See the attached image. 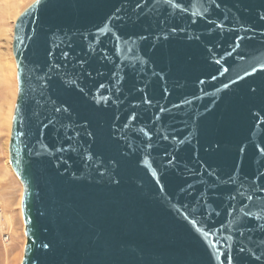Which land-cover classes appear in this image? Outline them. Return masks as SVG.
Here are the masks:
<instances>
[{
  "label": "water",
  "instance_id": "1",
  "mask_svg": "<svg viewBox=\"0 0 264 264\" xmlns=\"http://www.w3.org/2000/svg\"><path fill=\"white\" fill-rule=\"evenodd\" d=\"M12 54L20 264H264V0H35Z\"/></svg>",
  "mask_w": 264,
  "mask_h": 264
},
{
  "label": "rangeland",
  "instance_id": "2",
  "mask_svg": "<svg viewBox=\"0 0 264 264\" xmlns=\"http://www.w3.org/2000/svg\"><path fill=\"white\" fill-rule=\"evenodd\" d=\"M33 1L35 0H12L11 2L16 7V16L18 17V15L22 13ZM8 2L7 0H0V35L3 31H9V34L12 33L13 36L14 23L13 20L10 19V16H7L6 13V7L9 4ZM0 56L4 57L5 60H10L12 56V42L1 37ZM14 69L15 74L13 75L12 81H2L1 79L3 78L2 76L0 77V206L3 214V218L0 222V264H20L25 245L24 226L20 212L22 187L12 172L8 162V142L12 117L11 119L10 116L7 117V121L4 106L8 98L11 97L10 94L13 93V95L15 94L12 100L14 109L17 95L15 66ZM3 119H5L8 123H4ZM7 218H9L10 221L9 229L7 228ZM3 236L6 237L5 241L2 240Z\"/></svg>",
  "mask_w": 264,
  "mask_h": 264
},
{
  "label": "bare ground",
  "instance_id": "3",
  "mask_svg": "<svg viewBox=\"0 0 264 264\" xmlns=\"http://www.w3.org/2000/svg\"><path fill=\"white\" fill-rule=\"evenodd\" d=\"M9 0H7V2H8ZM12 1V0H11ZM11 1H9L8 3V6L6 7V13H7V16H10V19H12L13 20V23H15V21H16V13H15V5L11 2ZM14 27V26H13ZM0 37L1 38H5L7 41H10V42H12L13 40H12V38H13V36H12V33H10L9 34V31H3V32H1V35H0ZM12 56H13V54H12ZM12 56H11V59L9 60H5V58L4 57H1L0 56V77L2 76V78L3 79H1L2 81L3 80H5V81H12L13 80V75L15 74V69H14V57L12 58ZM16 67V66H15ZM0 80V81H1ZM14 82V81H13ZM15 89V88H14ZM15 95V94H14ZM13 93H11L10 94V98H8V100L6 101V103L4 104V106H5V110H6V119H7V117H9L10 116V119H11V117L13 116L12 115V110H13V103H12V100H13ZM4 111V110H3ZM12 115V116H11ZM4 120V123H8L7 121H8V119H7V121L5 120V119H3ZM12 121V120H11ZM11 128V127H10ZM21 185V184H20ZM21 201V200H20ZM3 218V214H2V212H1V209H0V222H1V219ZM7 221H8V226H7V228L9 229L10 228V221H9V218H7ZM8 238V237H7Z\"/></svg>",
  "mask_w": 264,
  "mask_h": 264
},
{
  "label": "built area",
  "instance_id": "4",
  "mask_svg": "<svg viewBox=\"0 0 264 264\" xmlns=\"http://www.w3.org/2000/svg\"><path fill=\"white\" fill-rule=\"evenodd\" d=\"M0 209H1V206H0ZM5 239H6V237H5V236H3V237H2V240H3V241H5Z\"/></svg>",
  "mask_w": 264,
  "mask_h": 264
}]
</instances>
